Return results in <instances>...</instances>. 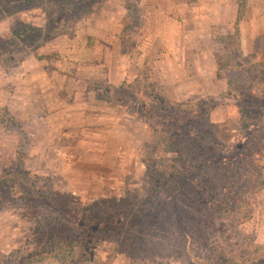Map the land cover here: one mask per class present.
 <instances>
[{
    "label": "rangeland",
    "instance_id": "374dc122",
    "mask_svg": "<svg viewBox=\"0 0 264 264\" xmlns=\"http://www.w3.org/2000/svg\"><path fill=\"white\" fill-rule=\"evenodd\" d=\"M139 1L130 0L132 16L120 30L124 54L139 58L147 33L159 35L162 52H174L173 11L149 25ZM102 2L50 0L53 24L43 0L40 7L12 0L0 10V38L24 21L42 29L0 40V264H82L83 251L94 256L83 264H200L245 251L264 257V156H253L264 148V32L246 44L247 54L239 23L200 24L194 86L164 83L152 60L140 67L130 57L124 83L92 84L110 111L71 108L49 118L59 104L25 90L21 65L61 58L43 47L108 13ZM246 6L242 0L239 17ZM42 16L45 25L33 24ZM59 23L65 31L45 43Z\"/></svg>",
    "mask_w": 264,
    "mask_h": 264
},
{
    "label": "crops",
    "instance_id": "0c3cea01",
    "mask_svg": "<svg viewBox=\"0 0 264 264\" xmlns=\"http://www.w3.org/2000/svg\"><path fill=\"white\" fill-rule=\"evenodd\" d=\"M242 0H140L138 6L145 7L143 16L147 24L158 23L167 16L165 11L172 10L175 21L179 24L171 38L175 40L177 49L174 52H162L163 43L159 35H145L142 38V52L138 58L135 54H124L122 47V30L124 19L129 21V14L123 0H108L105 7L110 5V11H102L97 17L89 19L84 31L77 36L63 35L60 41H49L45 53H59L61 58L30 59L24 61L21 68L26 71L25 90L40 99L42 104L50 105L54 101L59 104L50 110L49 118H63L67 109L77 113H86L98 108L101 112L111 109L96 96L92 84L95 81H106L114 85L124 83L132 74L131 58L136 59L138 66H144L152 60V66L159 72L160 79L181 84L179 88L194 86L195 77L191 72H197V53L194 52L198 38V25L210 24H238L244 52L249 41L261 39L264 32V0H246L247 11L242 17L240 3ZM153 6H151V5ZM168 7V9H167ZM103 10V9H102ZM144 10V9H143ZM32 22L45 25L46 16L38 17ZM145 22V24H146ZM144 24V26H146ZM147 27V26H146ZM150 29V28H149ZM139 32V31H138ZM143 32L142 29L139 33ZM165 32V31H164ZM145 34V33H144ZM143 34V35H144ZM153 35L152 37H150ZM161 38V35H160ZM155 39L158 40L155 43ZM86 41L92 40L93 46ZM168 43H166L167 46ZM174 45V43H173ZM168 46H170L168 44ZM194 49V50H193ZM45 50V51H44ZM172 53V54H171ZM128 57V58H127ZM131 57V58H130ZM76 60V61H75ZM194 64V65H192ZM52 66H55L54 68ZM75 73L72 80H65L63 72ZM182 82L184 84L182 85ZM67 93L73 96V102H65ZM39 101V102H40ZM102 101V100H101ZM72 102V103H71ZM71 104L72 106H70ZM87 105L90 106L87 108ZM51 106V105H50Z\"/></svg>",
    "mask_w": 264,
    "mask_h": 264
},
{
    "label": "trees",
    "instance_id": "16d2710c",
    "mask_svg": "<svg viewBox=\"0 0 264 264\" xmlns=\"http://www.w3.org/2000/svg\"><path fill=\"white\" fill-rule=\"evenodd\" d=\"M18 1H21V2H25V3H28V5H32V6H36L37 5V2L41 1V0H18ZM49 2L50 0H43V3L45 2ZM104 3L105 1H108V0H102ZM125 1V5L127 7L128 10H131L132 9V4L130 2V0H124ZM12 0H0V10L1 9H5V8H8L9 5L11 4ZM47 2L45 3V5H43L41 7L42 10H44V12H46L48 14V19H49V24H53L54 23V20L56 18L55 16V13L52 12L51 8L52 7H48V4ZM37 7H40V5H37ZM61 6L60 5H55L54 8L55 10L58 12L60 9ZM12 34L11 35H8L7 37L5 38H0L1 39H7V40H14V39H17V38H25V37H28L30 36L31 34H40L42 33V29L40 27H35L34 25H32V23L30 22H26L24 21L21 25H18L16 28L15 27H12ZM65 31V29H63V27L61 26V23L53 26L50 31H48V34L46 35L45 37V43L46 41L52 39L53 37H56L58 35H61L63 32ZM43 46V45H42ZM41 46V47H42ZM39 49V48H38ZM2 52V51H0ZM4 54V57L5 59H7L6 61L9 62L11 60V57L9 54H6V53H3ZM3 54L1 56H3ZM255 155H263L264 156V148L261 147V149H259L258 151H255L253 156ZM260 159V157H259ZM254 244L252 243L250 245V248H254ZM256 249L260 250L261 247H255ZM56 248H54L55 250ZM62 248L61 247H58L57 250H61ZM54 252V251H53ZM86 255L85 258L81 257L83 255ZM262 251L258 252L257 253V257L256 259L254 258H251L249 255H248V252L245 251V252H241V253H238V252H234V253H226V252H223V254L221 256H219V259H213L211 261H200L201 263L200 264H263L264 262V257L262 256ZM70 257V255H69ZM93 254H86L85 251H83L81 254H79V258L78 260L81 258L83 259L82 260V264L86 261H91L93 259Z\"/></svg>",
    "mask_w": 264,
    "mask_h": 264
}]
</instances>
